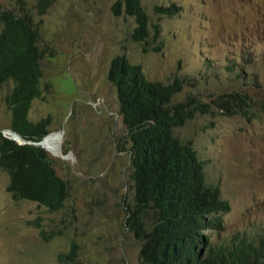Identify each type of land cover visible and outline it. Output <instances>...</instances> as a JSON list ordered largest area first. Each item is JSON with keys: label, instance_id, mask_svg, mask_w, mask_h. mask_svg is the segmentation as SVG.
Listing matches in <instances>:
<instances>
[{"label": "rangeland", "instance_id": "1", "mask_svg": "<svg viewBox=\"0 0 264 264\" xmlns=\"http://www.w3.org/2000/svg\"><path fill=\"white\" fill-rule=\"evenodd\" d=\"M23 1L41 23L40 45L48 49L41 61L43 85H50L29 117L34 123L51 118L50 132H57L48 137L52 154L40 147L56 161L70 195L59 211L16 200L7 192L11 176L0 167V264H59V254L69 252L73 242L79 247L77 264H142L140 244L125 224L133 195L131 143L116 88L107 78L118 54L141 65L150 81L179 74L180 102L191 95L212 99L214 90L247 95L246 113L232 115V107L215 105L190 129L206 173L233 206L215 240L224 242L258 224L264 235V0H141L150 17L147 52L132 40L135 18L114 15L117 0H52L42 16L36 0ZM172 3L181 7L179 13H156ZM20 8L17 0H0V12L20 14ZM154 24L161 25L159 39ZM11 86L0 84L5 138L13 130L5 104Z\"/></svg>", "mask_w": 264, "mask_h": 264}, {"label": "trees", "instance_id": "2", "mask_svg": "<svg viewBox=\"0 0 264 264\" xmlns=\"http://www.w3.org/2000/svg\"><path fill=\"white\" fill-rule=\"evenodd\" d=\"M38 15H45L52 0H36ZM20 14L0 12V84H11L5 104L11 111L10 127L26 140L41 142L50 133L51 118L30 120L35 100L44 99L50 85H43L41 61L48 49L40 45V24L17 0ZM176 4L156 8L164 16L175 15ZM116 17L135 18L131 37L148 51L150 17L141 0H117ZM160 38V27L152 26ZM155 51H160L156 47ZM175 73L167 82L150 81L141 65L124 54L116 55L109 66L108 80L115 86L119 114L131 143V201L126 206L125 224L139 240L143 264H264L263 224L235 232L224 241H215L217 230L225 229V215L231 203L221 185L212 181L199 160L191 125L196 115L214 111L215 105L233 107L244 99L240 91H213L209 100L188 96L179 101L182 79ZM174 78V79H173ZM178 133V135H176ZM11 138L10 136H8ZM189 139V140H188ZM183 141H188L187 143ZM48 149V138L43 143ZM56 161L40 146L19 145L0 133V167L11 180L7 192L13 198L38 203L52 211L64 208L70 184L55 170ZM126 200V197H125ZM153 236L156 241L149 240ZM75 242L58 256L60 264H77Z\"/></svg>", "mask_w": 264, "mask_h": 264}, {"label": "clouds", "instance_id": "3", "mask_svg": "<svg viewBox=\"0 0 264 264\" xmlns=\"http://www.w3.org/2000/svg\"><path fill=\"white\" fill-rule=\"evenodd\" d=\"M17 4H18V2H17ZM172 4H176V3H172ZM19 5V4H18ZM171 5V4H170ZM177 5V4H176ZM165 7H169V5H166ZM165 7H159V8H165ZM177 7H178V10H177V12H176V14L177 13H179L180 12V10H181V7L180 6H178L177 5ZM160 14H162L161 12H160ZM163 16H164V14H162ZM167 16H173V15H167ZM166 16V17H167ZM161 19V18H160ZM158 26L160 27V30H159V34L161 33V25L160 24H158ZM148 46H151V43H150V40H149V44H148ZM156 48V47H155ZM115 57V56H114ZM109 71V70H108ZM107 78H108V76H107ZM109 81V80H108ZM235 92H237V91H233V92H229V93H235ZM229 93H226V94H229ZM241 94L244 96V99L241 101V102H239V105H236V106H233L232 107V111L230 112V114H232V115H236V114H243V113H246V111H247V109H246V106H249V102H248V99H247V95H245V94H243V92H241ZM219 109H222L223 110V106H220L219 107ZM118 113H119V111H118ZM209 113H212V112H208V113H206V114H209ZM120 115V114H119ZM199 114H197L196 115V117L198 116ZM121 116V115H120ZM122 117V116H121ZM195 117V118H196ZM122 119H123V117H122ZM123 124H124V122H123ZM127 130V129H126ZM15 132V131H14ZM17 133V132H16ZM51 133V132H50ZM49 133V134H50ZM18 134V133H17ZM21 136V135H20ZM127 136H128V131H127ZM46 137V136H45ZM44 137V138H45ZM8 138V137H7ZM8 139H10V138H8ZM25 139V138H24ZM10 140H12V139H10ZM12 141H15V140H12ZM28 141V140H27ZM16 142V141H15ZM31 142V141H30ZM183 142H185V143H187L188 141H183ZM16 143H18V142H16ZM33 143V142H32ZM39 143V142H38ZM193 143V145H194V149H195V151H196V153H197V155L199 156V151H198V149L196 148V146H195V143L194 142H192ZM19 144V143H18ZM19 145H22V144H19ZM36 146H38V145H36ZM199 160L202 162V164H203V168H205V162H203L202 160H201V158H200V156H199ZM132 164V153L130 154V165ZM207 174V173H206ZM230 201V200H229ZM230 203H231V201H230ZM233 209V206H231V210ZM230 210V211H231ZM134 236V239H135V241L137 242V243H139L140 244V252H139V259L141 258V250H142V248H143V246H144V244L147 242V240H139V239H137L136 238V236L135 235H133ZM215 238H217V233L215 232V234H214V239ZM156 241V239L153 237V236H151V239L149 240V243H153V242H155ZM215 241H217V240H215ZM142 263V262H141ZM60 264V263H59ZM143 264V263H142Z\"/></svg>", "mask_w": 264, "mask_h": 264}, {"label": "bare ground", "instance_id": "4", "mask_svg": "<svg viewBox=\"0 0 264 264\" xmlns=\"http://www.w3.org/2000/svg\"><path fill=\"white\" fill-rule=\"evenodd\" d=\"M57 134V132H53V133H51L50 135H48L47 137H45L41 142H40V145L42 146V147H44L46 150H48L45 146H44V142L46 141V139L48 138V137H50L51 135H56ZM5 135L8 137V136H10L11 138L10 139H14L15 141H17L18 143H21L22 142V139H21V137L19 136V134H17V133H15L13 130H11V129H8V130H6V132H5ZM60 138L58 139L59 141H62L63 140V133L61 132L60 133ZM61 144V143H60ZM49 151V150H48ZM50 152V151H49ZM51 153V152H50ZM52 154V153H51ZM53 156H55V155H53ZM55 157H58V156H55ZM58 158H60V159H62V160H69V158H63V157H58Z\"/></svg>", "mask_w": 264, "mask_h": 264}, {"label": "water", "instance_id": "5", "mask_svg": "<svg viewBox=\"0 0 264 264\" xmlns=\"http://www.w3.org/2000/svg\"><path fill=\"white\" fill-rule=\"evenodd\" d=\"M16 133V132H15ZM20 136V135H19ZM21 137V139H22V142L21 143H19V144H22V145H26V144H34V145H38V146H41L40 145V142L39 143H30V141L28 142L26 139H24L22 136H20ZM12 140H14V139H12ZM17 142V141H16Z\"/></svg>", "mask_w": 264, "mask_h": 264}]
</instances>
